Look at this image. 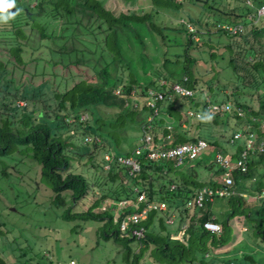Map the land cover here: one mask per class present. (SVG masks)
Segmentation results:
<instances>
[{
  "label": "trees",
  "instance_id": "1",
  "mask_svg": "<svg viewBox=\"0 0 264 264\" xmlns=\"http://www.w3.org/2000/svg\"><path fill=\"white\" fill-rule=\"evenodd\" d=\"M111 1L16 0L17 7L19 5L23 11L8 24L0 25V183L3 181L16 186L15 181H18L24 186L29 184L34 191H42L43 188L44 192H49V201L54 207H64L70 202V206L63 210L67 221L83 217L105 222L102 238L123 244L125 264H146L144 249L153 243L155 251L162 253H158L159 258L166 264H264L254 255L228 260L226 255L229 251L224 248L225 241L229 240V231L233 229L230 221L243 217L247 222L245 224L264 243V199H255V195L264 190V180L258 182L255 191L247 185L255 173L262 172L264 153L258 157L253 154L255 150L248 151L247 170L237 168L232 172L235 180L233 189L249 191V199L237 194L229 198L218 197L212 203L206 202L204 209L185 208L186 202L197 190L206 186H223L221 179L227 169L217 163V153L237 161L246 151L250 133L264 137V130L254 120L264 116V15L250 19L252 15L257 16L264 0H213L211 9L216 15H221L203 21H199L201 19L186 7L201 5L205 11V5L210 4V0H147L151 3L150 11L145 7L118 11L109 8ZM160 11L184 12L188 24L197 28L196 31L190 30L184 25L180 29L186 33L187 42L182 44L183 53L177 51L174 54V61L166 57L169 52L168 36L156 19ZM236 25H243L244 28L233 34L229 27ZM211 26L217 27L216 32H219L216 41L211 37L214 33ZM147 38L153 39L152 42ZM196 38L201 42L198 43ZM154 40L162 41L157 44L163 46L162 58L166 61L163 67L166 70L155 72L152 69L151 54L157 56V51L150 49ZM220 44L226 46L232 56L238 55L229 63L235 73L234 78L230 76L234 82L229 86L231 94H225L222 103L235 97L234 104L236 109L243 110L242 115L234 109L212 110L211 105L217 102L220 89L215 90L204 80L205 74L201 71L195 73L194 70L198 61L193 52L194 46H198L202 53L207 49L209 55H213ZM204 45L205 51L201 49ZM134 54L141 56L140 60L144 61V66L147 65L146 70H151L152 74L136 75ZM174 62L181 68L178 74L170 71ZM185 75L188 77L186 85L195 91L194 96L166 100L160 103L158 114L141 103L149 88H159L161 81L166 80L167 85L162 90L170 91L173 83ZM249 90H256L257 93ZM183 99H188L190 108L201 117L205 114L213 117L211 121L197 117L199 123L210 127L209 130L223 123L225 112L234 120L243 119L245 129L241 130L242 137L234 138L240 130L231 133L221 131L210 139L200 134L186 135L188 131L182 130L183 120L180 118L183 110L179 104ZM151 114L153 118L149 120ZM192 121L189 122L192 124ZM169 126L175 130L170 131ZM159 134H162V139ZM147 135H152L154 143L167 149L176 144L206 139L209 147L215 150L212 155L202 158L205 152L197 160L211 170L212 178L209 181L170 178L171 171L178 168L174 166V161L151 160L147 149H143L144 154L138 157L140 171L130 174V168L118 157L135 154V149L143 146ZM169 135L173 138H167ZM87 137H91V141L87 142ZM128 143H135L133 150H125ZM225 146L229 153L225 152ZM75 160H85L86 165L106 173L109 179L106 181L101 177L95 182L101 187L99 197L87 211L75 214L78 217L73 215L72 207L91 196L95 185L88 176L77 171ZM188 172L195 175L192 166H189ZM30 175L33 176L28 178ZM13 180L14 183L11 182ZM143 192L150 200L167 202L170 215L176 214L174 208L182 210L183 214L193 213L185 224L186 238L178 239L168 233L167 211L154 210L142 223L146 229L143 238L125 235L121 223L126 215L135 210L131 209V203ZM3 194L0 184V212L10 205L8 197ZM251 199H255L258 205L249 203ZM226 200L230 205L227 213L217 208H223ZM119 202L126 204L122 209L125 213L118 216ZM103 204L105 210H102ZM185 220L181 218L182 223ZM207 220L220 223L221 234L206 229L204 222ZM239 224L237 222L234 227L235 234H239ZM10 232L7 224L0 221V234L8 236ZM14 237L18 246L15 247L14 241L8 237V250H0V264L43 263L42 249L35 254L32 248L29 250V247L23 246L24 243L19 244L23 239L21 233H15ZM203 237L208 243L202 241ZM134 242L138 243L137 247L132 245Z\"/></svg>",
  "mask_w": 264,
  "mask_h": 264
},
{
  "label": "rangeland",
  "instance_id": "2",
  "mask_svg": "<svg viewBox=\"0 0 264 264\" xmlns=\"http://www.w3.org/2000/svg\"><path fill=\"white\" fill-rule=\"evenodd\" d=\"M218 1L223 2L222 0H218ZM212 3L213 0H210V4L205 5V11L203 10L201 5L198 6L189 5L186 7V9L189 12H191V14H193L196 18L201 19L199 21L214 18V16L220 17L221 14L218 13V15H216L214 11L211 9L210 5ZM231 4H235V3L232 2ZM34 5L35 2L32 4V6ZM142 7L148 8V11L152 9L151 3L147 0H137L131 3L127 2L126 0H112L109 4V8L118 11L127 10V9L140 10ZM240 9L242 8L240 7ZM160 13L161 14L159 16L158 14H156L158 18L156 16L155 17L157 19L158 24L164 27L165 33L168 36L166 43L169 46V52L166 57L170 58V61H174L176 59V56L174 54L177 51L178 53H183L182 44L187 42L186 33L181 32L180 29L184 25L185 26L187 25L190 30L196 31L197 28H194V26H190L188 24L189 21L186 16V13L184 12L178 13L172 11L169 13L167 11H160ZM250 23L251 22L248 23L249 27L251 26ZM249 27L247 30L250 31ZM216 28L217 27L215 26H211V29L214 32L211 37L214 41H216V39L218 38V33H219L216 32ZM218 28H220V26ZM246 33L247 32H245V34ZM147 40L152 42L153 39L147 38ZM197 40L198 43L201 42V39L200 40L197 39ZM157 42H162V41L158 40ZM157 42L154 40L152 46H150V49H152L153 51H157V56L151 54V58H150V64H153L152 69L155 72L158 71L159 69L166 70V68L163 67L165 66L166 63V61H164L162 58L164 54L162 50L163 46H159ZM201 49L205 51V45ZM237 50H239V48ZM228 51L229 49L226 46L224 47L222 44L219 45V48L215 49L216 53L213 55H209L207 49L204 53H202L199 50L198 46H194V50H193L194 54L198 57V61L194 66L195 73L201 71L203 74L206 75V76L204 75V80L207 83H210L212 87L215 88V90L220 89L218 91L220 94L217 95V102L215 103L219 106L223 105L222 102L225 101V97H226L225 94L227 95L231 94L229 86L233 84L234 82L233 78L235 76V73L232 70L229 63L233 57L238 55L234 54L232 56L233 53ZM128 54H130V52ZM134 56L137 62V66L135 67L136 75L142 77L146 72L148 74H152L151 70L150 71L146 70L147 65L145 64L144 66V61L140 60L141 56L138 57L136 56V54H134ZM205 61H207V63H205ZM170 71L172 72V74H178L181 72V68L174 62L171 63ZM230 76H233V78H231ZM148 78L150 79L151 76H148ZM224 87L226 89H224ZM248 92L257 93L256 90H249ZM244 98H248L247 95H244ZM254 98H256L255 95ZM234 100L235 97L231 98L228 101L234 104ZM141 103L143 104V101ZM179 105H180V109L183 110L184 112L190 108V102H188V99H183L181 101V104ZM223 115H224L223 123H221V125L218 127L212 126L211 130H209L210 129L209 126L204 125L203 123H199L197 118H193L192 124L189 121L186 123L185 128L188 131L186 135L195 136L196 134H200L201 136L210 139L211 137H213V135H216L221 131L225 133H231L235 130L241 131L245 129V121L243 119L238 121L234 120V118L231 115H229L227 112L223 113ZM180 118L183 120V124H184L185 117L183 115H180ZM159 137L162 139L163 137L162 134H159ZM222 143L226 144L223 141ZM134 144L128 143L126 145L125 150H128V148L129 150H133ZM227 146L230 148V145ZM225 149H226L225 152L229 153V149L226 146ZM214 150L215 149L213 147H209L202 158H204V156L207 155H212ZM74 163L76 165L77 171L82 172L84 175L88 176V178L91 179L95 185L93 188V192H91V196H88L87 198H85V200L79 201L76 205L72 207L73 215L76 216L75 214L87 211V209L92 205L94 200H96L99 197V192L101 190V187L100 185L99 186L96 185L95 182L99 181L101 177L104 178L106 181H108L109 179L106 178L105 175L106 173L104 174L102 171L95 169L90 164L86 165L85 160L80 162L75 160ZM189 166H192L194 168L195 175L189 174L188 172ZM260 169L262 172L259 174L255 173L254 175L255 177L247 182V185L250 186L254 191L257 190L258 182L264 180V168L262 167ZM210 175H211V170L205 167L204 162L197 160L190 164L188 163V165L186 164V166H182V167L180 166L176 170H172L170 173V178L173 177L176 179L177 177H183L189 180H191V178H195V179L199 178L202 181H209V178H212V176ZM32 176L33 175H30L28 178H31ZM14 181L15 180L11 182L14 183ZM15 182H16V186H12L10 185V183L3 181L0 183L1 186L3 187V193L6 194V196L8 197V203L10 204L8 208H5L4 211H1L3 212V214H1L0 212V219H1L0 221L6 223L7 227L11 230V232L7 234L8 236H3L0 234V250H8V248L6 247L7 245L6 240L8 237H11V239L15 242V243L13 242V245L15 247L18 246L14 234L16 233L19 235L21 233L23 239L21 238L19 244L24 243L23 246L26 245L27 247H29V250L30 248H32L33 251L35 250L34 253L42 249L40 251V253L43 251V257L40 256L43 258L42 264H68L72 259L74 261L73 264H125L123 258V252H122L123 244H119V243L115 244L112 240L107 241L102 238L101 233L104 230L105 222L94 219L87 220L84 219L83 217H79L80 219L75 218L67 221V219L63 217V210L70 206V202L67 203V205L64 207H54L49 201V196H48L49 192H44L43 188L42 191H34L33 190L34 188L33 187L31 188L29 184L26 185L27 186L26 187L18 181ZM238 192H242L246 194V196L240 195L244 199H249L251 197V195H249L250 193L249 191H245L241 189L237 191V193ZM255 199H257L256 195H255ZM255 199H251L249 203H255L256 201ZM10 202H12V205ZM226 202L227 204L226 205L223 204V208L226 206L224 210L227 213L230 208V205L228 203V200H226ZM179 204L182 206L181 201H179ZM255 204L258 205V203ZM217 208L223 209L222 207L221 208L217 207ZM131 209H134V207L132 206ZM18 211H20V213H18ZM174 211L176 213L174 215V223L168 224L167 227L168 233L171 232L172 235H175V238L184 239L186 238V236H184L185 234L184 228L186 226L185 223L181 224L180 221V217L183 215V214L180 215L182 210H176L174 208ZM192 215L193 213H191V215H187L185 222L188 221L187 219H189ZM238 220L234 219L230 221V225L232 226L233 229L229 231L228 234L229 240L225 241L224 243L225 250L229 251V253L226 255V259L232 260L233 257H240L242 259L246 255H254L256 258L260 259L262 263H264V243H262L261 238L258 239V237L253 233L250 226H247L245 224L246 221L244 217L240 219L238 218ZM237 222L240 223L239 224L240 228L238 229L239 234L234 233V227ZM180 227H182L183 231L180 229ZM235 235H239V236H237V238L234 240L233 238ZM202 239L204 243H208L206 237H203ZM132 245L134 247H137L138 243L134 242ZM149 246L150 247L144 249L145 251L144 256L146 255L145 258L147 259L146 264L164 263V261L161 260L158 256V253L160 254L161 251H155L154 243ZM37 252L35 254H37ZM206 257L209 258V256ZM44 258H46V261ZM35 262L36 261H33V263Z\"/></svg>",
  "mask_w": 264,
  "mask_h": 264
},
{
  "label": "built area",
  "instance_id": "3",
  "mask_svg": "<svg viewBox=\"0 0 264 264\" xmlns=\"http://www.w3.org/2000/svg\"><path fill=\"white\" fill-rule=\"evenodd\" d=\"M181 1V0H179ZM264 15V4L258 9L257 16L252 15L250 19L254 17H261ZM244 26L243 25H236L229 27V31L233 34L243 31ZM188 80L187 76H183L181 80L173 83L171 86V90L163 91L162 87L164 85H167V81L163 80L160 83L159 88H152L147 91V95L145 96L144 100L147 106L151 107L155 114L159 113V102L168 99L172 100L176 98L177 96L180 97H192L195 94V91L191 89L189 86L186 85V81ZM120 93V91H118ZM209 100V99H208ZM231 104L227 103L225 105H217L213 104L211 105V109L214 111H220L223 109L230 110ZM238 113L240 115L243 114V111L241 109L238 110ZM187 116L191 119L201 117V114L197 113L196 111L189 109L187 111ZM83 118H86V116H83ZM153 116H150L148 119L152 120ZM255 121H257V118H254ZM258 123L264 130V118L259 119ZM250 127V126H249ZM249 127H247L249 129ZM169 130L172 131L173 127L169 126ZM242 137V132H237L234 136V138H240ZM167 138L172 139L173 135L167 136ZM164 139V138H163ZM247 142V148L244 153L240 156V159L237 161H234L229 158V156H224L221 153L216 154V160L219 165L227 169V172L225 175L222 176V183L223 186L221 188L218 187H211L206 186L204 188H201L197 190L196 193H193L192 196L188 199L186 202L185 208L187 209H193V208H201L204 209L206 207V202L212 203L215 201L218 197H232L233 195L237 194V191L233 189V185L235 184L234 177L232 175V172L234 169H239L241 171L247 170V161H248V151L255 150V141L256 136L254 133H250L248 137ZM86 141H91V137H87ZM172 141V140H170ZM233 141V140H232ZM209 148V143L206 139H199L197 141H191L181 144H176L174 146H171L170 148H162L157 143H154L153 136L147 135L144 137V143L142 147H138L135 149V154L133 155H120L118 157V160L123 163L124 165L128 166L130 168V174H134L136 172H139L141 169V164L138 160V157L143 153V149H147V155L151 160L154 161H161L169 160L174 161V166L180 167L184 166L188 163H192L196 161L201 155H203L206 150ZM259 153H264V139L260 140L259 146ZM106 158L109 160L110 156L107 155ZM174 187V186H173ZM244 196H246L244 193H240ZM257 198L260 200L264 199V190L262 192H259L257 194ZM123 204H126V202H119L118 209L116 210V213L123 214L122 209H124ZM134 207V211L130 214L126 215L123 219V222L121 223V230L125 233V235L131 234L133 237H136L138 239L143 238L146 234V229L142 225L144 221H146L149 218L150 213L154 211L158 212H166L167 214H170V208L169 204L165 201H158V200H150L147 197L146 193H140L137 197V199L131 203ZM102 210H105V205L103 204ZM174 215L172 214L169 216L166 220L168 224L174 223ZM116 216V219L118 218ZM204 226L206 229L210 230L211 232H217L220 231V226L211 221L207 220L204 222ZM74 261H72L73 264Z\"/></svg>",
  "mask_w": 264,
  "mask_h": 264
},
{
  "label": "clouds",
  "instance_id": "4",
  "mask_svg": "<svg viewBox=\"0 0 264 264\" xmlns=\"http://www.w3.org/2000/svg\"><path fill=\"white\" fill-rule=\"evenodd\" d=\"M23 11V9L22 8H19V7H17V2H16V0H0V25H6V24H8L10 21H12V20H14L21 12ZM152 88H158V87H151V88H149V89H152ZM148 89V90H149ZM147 90V91H148ZM177 97H180V96H177ZM175 99V98H174ZM174 99H172V100H168V99H165V100H163V101H161V102H159V104H158V107H159V109H160V103H163V102H165L166 100H168V101H174ZM227 103H230L232 106H231V109L230 110H232V109H234L235 110V112H237L238 113V110L239 109H241V108H238V109H236V105L235 104H232L230 101H228ZM227 103H224L223 105H225V104H227ZM146 105L147 106V104L145 103V100H143V105ZM222 105V106H223ZM149 107V106H148ZM151 108V107H150ZM190 109H192V108H190ZM151 110H152V108H151ZM189 109H187L185 112L184 111H182V113H183V116L185 117V119H184V124H183V126H182V130H187L185 127H186V123L188 122V121H190V117H188L187 116V111H188ZM192 110H194V111H196L195 109H192ZM223 110H226V111H229V110H227V109H223ZM242 110V109H241ZM220 111H222V110H220ZM243 111V110H242ZM244 113V112H243ZM212 116L210 115V114H205L204 116H202L201 117V119H203V120H206V121H211L212 120ZM262 118H264V116L262 117ZM262 118H260V119H262ZM187 120V121H186ZM191 120H193V119H191ZM259 120V118H257V121ZM259 124V123H258ZM260 125V124H259ZM173 127V126H172ZM262 128V127H261ZM248 129V128H247ZM175 130V128L173 127V130L172 131H174ZM241 132V131H240ZM255 136H256V141H255V147H256V149H255V152L253 153V154H256V155H258V157H259V155H260V153H259V149H258V146H259V143H260V140L261 139H264V137H260V136H258V135H256V133H255ZM253 151V150H252ZM240 193H242V192H238L237 194L238 195H241L242 196V194H240ZM236 194V195H237ZM245 194V193H244ZM246 195V194H245ZM256 198H257V195H256ZM170 215V214H169ZM213 222H215V221H213ZM215 223H217L219 226H220V231H217V232H215L216 234H221V232H222V226H221V224L220 223H218V222H215ZM71 261H73V260H71ZM71 261L68 263V264H70L71 263Z\"/></svg>",
  "mask_w": 264,
  "mask_h": 264
},
{
  "label": "crops",
  "instance_id": "5",
  "mask_svg": "<svg viewBox=\"0 0 264 264\" xmlns=\"http://www.w3.org/2000/svg\"><path fill=\"white\" fill-rule=\"evenodd\" d=\"M222 210H224V208L222 209ZM220 211V210H219ZM181 214H183V213H180V215ZM168 216H167V218L169 217V216H171V215H169V214H167ZM186 216H187V214L185 213V214H183L181 217H180V221H181V218H185L186 219ZM167 220V219H166ZM183 223H185V224H187L186 222H183ZM182 222H181V224H183ZM180 226V225H179Z\"/></svg>",
  "mask_w": 264,
  "mask_h": 264
},
{
  "label": "water",
  "instance_id": "6",
  "mask_svg": "<svg viewBox=\"0 0 264 264\" xmlns=\"http://www.w3.org/2000/svg\"><path fill=\"white\" fill-rule=\"evenodd\" d=\"M13 209H15V208H13Z\"/></svg>",
  "mask_w": 264,
  "mask_h": 264
}]
</instances>
